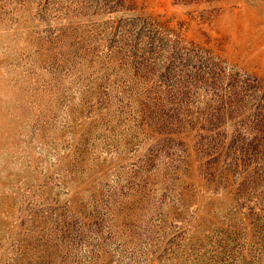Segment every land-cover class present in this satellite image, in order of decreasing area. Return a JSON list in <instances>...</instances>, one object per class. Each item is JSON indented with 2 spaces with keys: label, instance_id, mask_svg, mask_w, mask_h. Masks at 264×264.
I'll return each instance as SVG.
<instances>
[{
  "label": "rangeland",
  "instance_id": "rangeland-1",
  "mask_svg": "<svg viewBox=\"0 0 264 264\" xmlns=\"http://www.w3.org/2000/svg\"><path fill=\"white\" fill-rule=\"evenodd\" d=\"M0 264H264V0H0Z\"/></svg>",
  "mask_w": 264,
  "mask_h": 264
}]
</instances>
